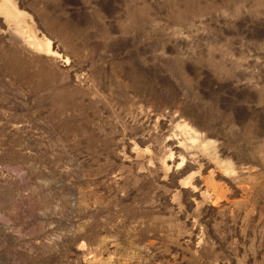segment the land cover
Instances as JSON below:
<instances>
[{"label":"rangeland","instance_id":"rangeland-1","mask_svg":"<svg viewBox=\"0 0 264 264\" xmlns=\"http://www.w3.org/2000/svg\"><path fill=\"white\" fill-rule=\"evenodd\" d=\"M0 264H264V0H0Z\"/></svg>","mask_w":264,"mask_h":264},{"label":"bare ground","instance_id":"bare-ground-1","mask_svg":"<svg viewBox=\"0 0 264 264\" xmlns=\"http://www.w3.org/2000/svg\"><path fill=\"white\" fill-rule=\"evenodd\" d=\"M38 43H39V42H38ZM47 50H48V49H47ZM49 52H50V51H49ZM52 53H53V51H52ZM52 53H51V54H52ZM52 55H53V54H52ZM55 55H56V54H55ZM53 56H54V55H53Z\"/></svg>","mask_w":264,"mask_h":264}]
</instances>
